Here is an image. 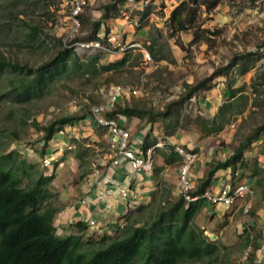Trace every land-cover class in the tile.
<instances>
[{"label": "rangeland", "instance_id": "1", "mask_svg": "<svg viewBox=\"0 0 264 264\" xmlns=\"http://www.w3.org/2000/svg\"><path fill=\"white\" fill-rule=\"evenodd\" d=\"M67 1L71 0H0V59L25 65L26 68H36L51 60L61 43L70 45L74 40L93 39L92 22H87L86 16L101 12L106 4L118 5L125 0H84L77 30L71 26ZM117 5L110 8V13H120ZM146 8L152 10L153 5ZM160 12L154 5V22L149 28L147 39L149 42L142 45L147 50L145 45H151L152 51H148L153 64L144 63L139 48H135L131 50L129 61L116 70L101 71L97 68L96 71L83 75L81 72L68 76L62 74L41 94H32L30 99L21 103L12 98L10 89L19 84V78L29 80L32 76L25 72L20 74L8 64L0 72V94L4 93V97L0 98V151L16 150L28 162L44 170L41 157L45 150L43 145L48 143L41 141V129L34 122L45 125L62 115L89 114L93 105L105 102L109 89L114 84L141 86L138 96L124 98L120 105L162 112L169 103L177 101L178 94L185 92V84L194 85L223 67L228 68L198 89L197 96L181 104L174 103L168 117L161 115L157 119L164 118L163 126L165 123L172 125L169 127L171 130L175 128L174 124L201 129V124L195 125L194 119H210L199 113L198 95L202 89L208 92L213 90L215 93L218 84L229 86V81L236 79L235 88H231L233 95L224 98L218 107L217 112L222 106H227L225 114L216 117V123L223 122L220 136L216 139L229 149H237L238 144L247 136L253 135L255 128L264 123V0H222L210 12H206L204 6H201L195 27L173 35L167 26L166 13ZM140 13L142 12L132 8L130 15L138 21L142 20ZM119 38L126 42L124 38ZM102 42L107 44L105 38ZM68 48L80 59L96 57L98 65L117 60L100 49L82 52ZM139 122V129L148 125V113L142 114ZM151 127L154 128V120ZM263 135L264 132L257 131L256 136L248 141V149L252 155L248 157L253 159V155L257 154L258 141H264ZM212 136L214 137V133ZM150 139L154 141V137ZM74 142L75 147L67 149L65 153L74 158L68 164L72 168L76 167L75 156H78L79 171L85 172L93 162L97 167L98 160L107 152L105 146L94 143L88 136ZM250 144L256 146L253 152ZM25 147H30L32 152L25 153ZM181 162L175 165L174 183H167L165 189L177 190V185L180 189L178 172ZM53 166L51 164L48 168L49 173L53 172ZM54 179L51 182L52 189L57 193V204L60 206L59 196L65 192H61L59 187L66 184V179L63 184L55 183ZM248 198L245 197L239 207L236 200L229 210L224 211L225 218L222 222L211 227L205 226L209 233L207 235L216 241L218 249L215 256L178 264H236L241 255L243 259L250 256L253 250L249 244H245L246 230L251 233L253 230L248 226L251 217L246 212L252 209L253 199ZM157 200L153 199L141 206L140 210L134 209L132 217L140 223L151 219L155 212L166 208V203L160 204L157 203L159 198ZM229 215L231 220L228 222ZM193 220L197 226H204L206 216L199 212ZM125 227L126 225L123 226ZM123 228L117 231L118 235ZM82 241L85 242L83 249L100 246L98 239L90 235L88 238L83 236Z\"/></svg>", "mask_w": 264, "mask_h": 264}, {"label": "trees", "instance_id": "2", "mask_svg": "<svg viewBox=\"0 0 264 264\" xmlns=\"http://www.w3.org/2000/svg\"><path fill=\"white\" fill-rule=\"evenodd\" d=\"M118 1L115 0V2ZM221 1H180L167 18L168 29L173 35L175 32L194 28L200 7L204 6V10L210 12ZM116 5H104L101 19L107 18L110 15V8ZM78 18L80 20V15ZM100 22L101 20L91 23L92 38L96 37ZM145 46L152 51L151 45ZM68 47V44L61 43L54 57L36 68H26L25 65L0 59V72L11 64L10 67L13 70L32 76L29 80L18 79L19 84L10 89L12 98L21 103L30 99L32 94L39 95L62 74L68 76L81 72L83 75L96 71L97 68L101 71L116 70L129 61L132 52L129 50L114 62L98 65L96 57L80 59ZM227 68L223 67L214 71L211 76L194 85L185 84V92L178 94L177 101L174 103L181 104L188 100L196 94L198 89L203 88L208 80ZM3 95L2 92L0 98H3ZM174 103H169L162 112L129 108L126 105L118 107L117 111L122 114L132 112L139 116L148 113L149 119L154 120L161 115L168 117ZM226 107L222 106L217 115L211 119L200 120L196 117L195 125L201 124V130L205 134L220 130L223 122L216 123V117L220 114L223 116ZM114 113L116 110L108 116ZM83 117L84 113L62 115L45 125L36 122L34 124L41 129V141L47 143L60 126ZM257 131L264 132V123L255 128L253 135L245 138L238 146L236 153H233L221 165L217 163L216 167L232 165L235 168L236 162L241 158L242 150L248 146V141L256 136ZM262 148L264 150V145ZM144 149H146L145 146ZM53 178L54 172L49 173L47 169L43 170L28 162L16 150L0 151V264H178L216 255L218 249L216 241L204 235L203 230L193 222L199 210L197 205L199 201L186 202L182 195H179L165 210L155 212L151 219L134 225L138 219L131 217L128 225L122 229V233L102 236L97 241L100 246L83 249L85 243L82 241L83 236L88 238L89 235L83 233L85 225L82 222L76 223L80 231L63 235L57 232L54 221L60 206L57 204V193L52 189ZM208 178L209 175L202 180L201 187L207 183ZM256 186L260 188V200L264 203V169L256 178ZM201 192L202 190H192L190 194L196 195ZM140 209L141 206L135 211ZM246 213L251 217L255 215L253 209H249ZM256 224H253L251 220L248 226L253 230ZM260 238V231L251 233L246 230L245 244H249L254 250L258 247L257 240Z\"/></svg>", "mask_w": 264, "mask_h": 264}, {"label": "crops", "instance_id": "3", "mask_svg": "<svg viewBox=\"0 0 264 264\" xmlns=\"http://www.w3.org/2000/svg\"><path fill=\"white\" fill-rule=\"evenodd\" d=\"M180 1L182 0H134V3L125 0L118 3L120 13L113 14L109 11L110 15L105 19H101L104 12V8L102 7L101 12L92 13L86 16L87 19H84L90 23L101 20V25L96 35L100 33L103 35L114 33L124 38L126 42L137 41L142 46L148 41L149 28L154 22V5H156L157 9L161 10L160 13H166L165 17L168 18L171 10ZM148 5H153V9L147 10L146 7ZM132 8L142 12L140 13L142 20H138V25L132 23L135 20L130 15ZM105 54L118 60L123 53L114 52ZM235 80H230L229 86L223 85V83L222 85L221 83L218 84L219 89L217 88L215 93H213V90L208 92L202 89L201 93H198L199 113L210 117V119L214 115H217L218 107L221 106L224 98L233 95L231 88H235ZM197 92L189 99L197 96ZM209 93L210 95H208ZM121 100L116 102L113 108L108 110L106 114L108 115L116 110V113L112 117H115L124 128L130 131L132 141L138 142L141 148L144 146L147 148L148 146L159 143L154 148V168L149 172H140L130 168L124 161L113 164L112 158L116 153L115 138L105 128L98 126L94 122L90 116V112L89 114H84V117L79 120L64 124L65 126L62 125L65 128V134L60 135L55 132L47 141L48 144L44 150V154L54 155L55 158L57 157L62 162V165H54L53 167L54 182L63 184L66 179V184L64 183V185L59 187L62 190L61 192H65V194L59 196L60 209L54 221L57 231L60 234L75 233L78 230V224L76 225V223L82 222L85 225L83 230L85 234L97 239L102 236H114L124 225H128L134 209L147 205L153 199L155 201L158 198L159 202L157 200V203H166V208L170 206L181 195L178 185L177 190L173 188L170 191L165 189L167 183H174L173 171H176L175 165L182 161L181 155L175 152V149L181 146L196 154V158L190 165L188 173L194 191L209 189L217 192L228 184L234 185L235 182H245L251 188L253 192L252 196L246 195V197L248 196L249 200L253 199L252 209L255 211V215L250 217L253 220V224L257 223L253 232L257 228H260L256 232H261V238L257 240V244L259 245L253 250V253L245 259L241 255L239 261H242L243 264L261 263L264 258V203L260 200V188L256 186V178L260 175L261 170L264 169V150H262L264 141H258V152L256 155H253V159L248 157L252 155L247 146L242 150L241 158L236 162L235 168L232 165L216 167L217 163L221 165L233 153L237 152V149H229L228 146L217 141L216 137L220 136L222 128L218 131L204 134L200 133L202 131L201 129H195L194 126H192L193 128H186L185 125L177 126V124H174L173 127L175 128L171 130L169 127H172V125L165 123L163 126L164 118L158 120V117H156L154 118V128L152 129L151 125L153 120H150L148 117V125L139 129V117L141 116L132 112L130 114H122L117 111L118 107L125 106L124 104L120 105ZM126 106L129 108H138L129 105ZM79 130L81 131V135H79ZM212 133H214V137ZM84 136H88L94 143L101 145V147L105 146L107 149V152L103 153V158L98 160V166L96 167L93 162L91 167L85 172L79 171L78 166L80 163L78 156H75L77 161L75 164L76 167L72 168L71 165H68L72 161V157L65 153L66 150L63 153L57 151L58 143L65 142L71 144L74 148V141ZM150 137H154V141ZM239 145H237V148ZM254 147L256 146H253L252 152L255 149ZM236 170L239 171L240 177L234 179L233 172ZM208 175L207 183L201 187L202 180H205ZM119 187L129 189L128 198L122 199L118 191ZM164 195L167 197L165 198ZM244 198L238 199L235 202L238 207L242 204L240 202ZM197 205L199 210L195 216L199 212H202L206 216L204 226H198L206 236L209 233L206 232L205 226L211 227L215 226L217 222H222L225 218L223 216L224 211L229 210L228 208L230 207L220 204L212 205L205 200H199ZM91 219L95 220L94 226L89 225ZM230 220L231 216L229 215L227 221L229 222ZM122 221L124 224L120 227L119 225ZM138 224L141 223L138 221L134 223V225Z\"/></svg>", "mask_w": 264, "mask_h": 264}, {"label": "built area", "instance_id": "4", "mask_svg": "<svg viewBox=\"0 0 264 264\" xmlns=\"http://www.w3.org/2000/svg\"><path fill=\"white\" fill-rule=\"evenodd\" d=\"M134 2V0H129ZM84 4V0H71L67 1L69 5V18L71 20V26L74 30H77L80 25L79 15L81 14V7ZM134 25H138V21L133 20ZM105 38L107 44L105 45L102 41ZM69 47L82 52H89L92 50L100 49L108 54L133 50L139 48L141 52L142 61L146 64H153V59L150 52L142 47L136 41L124 42L121 41L119 36L111 34H97L96 38L93 39H82L73 41L68 45ZM141 93V86L121 85L114 84L109 89L106 100L104 103L93 105L90 109V116L94 122L107 130V132L115 138L116 153L112 158L113 164H118L120 161H124L126 165L135 171L149 172L154 168V148L159 144L148 146L143 150L138 142L132 141L131 133L128 129L124 128L115 117L108 116L106 112L111 110L116 102L120 99L128 97H136ZM65 126V125H64ZM61 126L57 129V133L60 135L65 134V128ZM135 142V143H133ZM42 144V143H41ZM71 144L65 142L58 143L57 151L63 153L67 149H72ZM176 152L181 155L182 162L179 168V182H180V193L186 202H197L199 200L208 201L212 205H225L231 206L238 199L246 197V195L252 196V190L245 182H235L234 185L228 184L221 190L213 192L212 190L205 189L200 194L191 195L190 191L193 190V186L188 177L190 165L194 162L196 154L189 151L181 146L176 147ZM25 153L32 152L30 147H25ZM51 164L56 166L62 165L60 159L55 158L54 155L44 154L41 159V166L48 169ZM53 168V167H52ZM234 179L240 177L239 171L233 172ZM118 191L122 199L128 198L129 189L126 187H119ZM247 211V210H246ZM123 221L120 223V227L123 226ZM90 226L95 225V220L89 221ZM236 264H243L242 261ZM264 264V258L261 261Z\"/></svg>", "mask_w": 264, "mask_h": 264}, {"label": "clouds", "instance_id": "5", "mask_svg": "<svg viewBox=\"0 0 264 264\" xmlns=\"http://www.w3.org/2000/svg\"><path fill=\"white\" fill-rule=\"evenodd\" d=\"M60 127H61V126H60ZM56 131H57V130H56ZM44 153H45V152H44ZM44 153H43V155H44ZM43 155H42V156H43ZM41 159H42V157H41ZM53 167H54V166H53ZM51 169L53 170V168H51ZM45 170H46V169H45ZM47 170H49V169H47ZM57 232H58V231H57ZM58 233H59V232H58ZM59 234H60V233H59ZM90 236H91V235H90Z\"/></svg>", "mask_w": 264, "mask_h": 264}]
</instances>
